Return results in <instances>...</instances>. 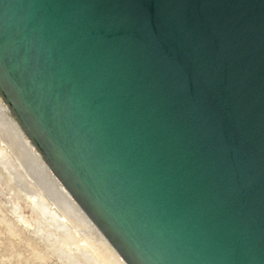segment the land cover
Wrapping results in <instances>:
<instances>
[{
	"label": "water",
	"instance_id": "1",
	"mask_svg": "<svg viewBox=\"0 0 264 264\" xmlns=\"http://www.w3.org/2000/svg\"><path fill=\"white\" fill-rule=\"evenodd\" d=\"M0 93L137 264H264V0H0Z\"/></svg>",
	"mask_w": 264,
	"mask_h": 264
},
{
	"label": "bare ground",
	"instance_id": "2",
	"mask_svg": "<svg viewBox=\"0 0 264 264\" xmlns=\"http://www.w3.org/2000/svg\"><path fill=\"white\" fill-rule=\"evenodd\" d=\"M34 137L0 93V167L43 216L38 232L48 238L57 233L67 249H74L67 258L72 264H137ZM22 221L29 226V220Z\"/></svg>",
	"mask_w": 264,
	"mask_h": 264
},
{
	"label": "rangeland",
	"instance_id": "3",
	"mask_svg": "<svg viewBox=\"0 0 264 264\" xmlns=\"http://www.w3.org/2000/svg\"><path fill=\"white\" fill-rule=\"evenodd\" d=\"M20 191L0 167V264H72L67 258L74 249H67L57 233L48 238L38 232L43 216ZM23 219L30 221L29 226Z\"/></svg>",
	"mask_w": 264,
	"mask_h": 264
}]
</instances>
